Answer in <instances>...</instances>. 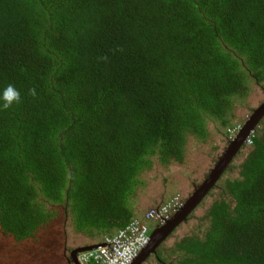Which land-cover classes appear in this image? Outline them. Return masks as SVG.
Segmentation results:
<instances>
[{
    "label": "trees",
    "instance_id": "1",
    "mask_svg": "<svg viewBox=\"0 0 264 264\" xmlns=\"http://www.w3.org/2000/svg\"><path fill=\"white\" fill-rule=\"evenodd\" d=\"M8 84L22 102L0 109V232L34 237L59 207L78 231L112 237L142 217L141 174L183 162L189 139L227 135L252 86L264 90V0H0ZM257 125L156 264H264Z\"/></svg>",
    "mask_w": 264,
    "mask_h": 264
},
{
    "label": "rangeland",
    "instance_id": "2",
    "mask_svg": "<svg viewBox=\"0 0 264 264\" xmlns=\"http://www.w3.org/2000/svg\"><path fill=\"white\" fill-rule=\"evenodd\" d=\"M263 99V90L253 85L246 99V105L236 109L235 124H243L250 115L251 108L257 106ZM227 141L228 135L215 133H211L205 142L189 139L188 151L183 162H174L167 166L154 162L150 169L140 175L141 184L133 197L134 213H143L150 206L164 202L174 194L185 197L191 193L193 188L207 176L227 145ZM238 157L234 162L232 161V164L238 165L242 161V158ZM213 199L212 196L205 199V203L195 210L196 217L204 216ZM56 212V217L47 227L36 232L34 237L21 242H15L11 236H5L0 232V264H66L64 258L68 256L70 250L97 242L104 236H97V232L94 233L96 235H90L86 231H78L69 210L64 213V209L58 207ZM193 225L190 224L191 228ZM190 230L189 225H181L174 235L180 237ZM144 264H156V262L151 257Z\"/></svg>",
    "mask_w": 264,
    "mask_h": 264
},
{
    "label": "water",
    "instance_id": "3",
    "mask_svg": "<svg viewBox=\"0 0 264 264\" xmlns=\"http://www.w3.org/2000/svg\"><path fill=\"white\" fill-rule=\"evenodd\" d=\"M264 116V103L253 110L251 116L243 123L235 137L231 140L230 144L224 149L222 154L217 158L213 167L208 172L207 176L198 184L192 193L186 198L180 210H178L169 220L163 225L154 227L149 235V240L146 246L139 252L137 257L131 264H142L151 254L155 251L169 236L172 230L180 223L186 220L195 207L207 195V193L215 186L218 179L228 168L234 157L238 154L239 149L242 147L246 138L254 129L257 122ZM98 244L80 247L73 250L75 256L79 252L88 251Z\"/></svg>",
    "mask_w": 264,
    "mask_h": 264
},
{
    "label": "built area",
    "instance_id": "4",
    "mask_svg": "<svg viewBox=\"0 0 264 264\" xmlns=\"http://www.w3.org/2000/svg\"><path fill=\"white\" fill-rule=\"evenodd\" d=\"M176 206L175 199L160 209L149 210L144 221L133 220L114 236L104 238L100 246L81 253L79 264H130L148 243L150 228L147 222L163 223Z\"/></svg>",
    "mask_w": 264,
    "mask_h": 264
},
{
    "label": "clouds",
    "instance_id": "5",
    "mask_svg": "<svg viewBox=\"0 0 264 264\" xmlns=\"http://www.w3.org/2000/svg\"><path fill=\"white\" fill-rule=\"evenodd\" d=\"M263 92H264V90H263ZM30 94L32 95V96H36L37 95V93H36V90L33 88V89H31L30 90ZM22 102V97H21V92H20V90L19 89H17L16 87H15V85H13V84H8V85H6V86H4L3 87V89L2 90H0V109H10V108H12L13 106H15V105H17V104H19V103H21ZM264 103V99H263V101L261 102V103H259L257 106H255V107H253V108H251V113H250V115L245 119V121L251 116V114H252V112H253V110L254 109H256L257 107H259L261 104H263ZM264 118V116L261 118V119H263ZM260 119V120H261ZM244 121V122H245ZM243 122V123H244ZM259 122V121H258ZM258 122H257V124H258ZM255 125V127H254V129L258 126V125ZM243 124H241V125H237V127L235 128V129H233V130H227V132H229V133H227V135H228V141H227V145L225 146V148L230 144V142H231V140L235 137V135L237 134V132L239 131V129L241 128V126H242ZM254 129L251 131V133L249 134V136L246 138V140H245V142L243 143V145L244 144H246V143H249L250 142V136H251V134H252V132L254 131ZM224 148V149H225ZM224 151V150H223ZM222 151V152H223ZM222 154V153H221ZM238 155V154H237ZM236 155V156H237ZM235 158V157H234ZM233 161V160H232ZM232 163V162H231ZM231 163L229 164V166L231 165ZM214 165V164H213ZM228 166V167H229ZM213 167V166H212ZM225 172V171H224ZM222 176V175H221ZM221 178V177H220ZM218 181H219V179H218ZM217 181V182H218ZM202 182V181H201ZM200 182V183H201ZM216 182V183H217ZM199 183V184H200ZM198 185V184H197ZM196 185V186H197ZM195 186V187H196ZM194 187V188H195ZM194 188H193V190H194ZM192 190V191H193ZM192 193V192H191ZM191 193H189L187 196H185V197H183V196H181V195H179V194H174L173 196H171L168 200H166V201H164V202H161L158 206L157 205H155V206H150L147 210H145L142 214L143 215H139V217H141V218H139V220H143L144 221V217H145V215H146V213L149 211V210H151V209H160L163 205H167V204H169V203H171V202H173L175 199L177 200V206L175 207V210H171V212H170V215H169V217H168V219L167 220H169L178 210H180V208L182 207V205H183V203H184V201L186 200V198L191 194ZM171 209H173V208H171ZM137 215V214H136ZM136 219V217L135 218H133V220H135ZM132 220V221H133ZM138 220V219H137ZM167 220H165L163 223H158V222H155V226H161V225H163ZM131 221V222H132ZM151 222L152 221H150V222H147L148 223V225H149V228H150V230H149V235H150V232H151V230L154 228L153 227V225L151 224ZM181 224V223H180ZM179 226V225H178ZM178 226H176V227H178ZM173 231V230H172ZM118 232V231H117ZM115 235V234H114ZM113 235V236H114ZM104 238H106V236L105 237H102V239L101 240H99V241H97V242H94V243H92V244H87V245H83V246H79V247H76L75 249H77V248H80V247H84V246H89V245H93V244H98V246H100L101 244H102V241L104 240ZM96 248V247H95ZM95 248H93V249H95ZM74 250V249H73ZM92 250V249H91ZM89 251V250H88ZM83 252H85V251H83ZM83 252H79L78 253V255H77V259H78V257H79V255L81 254V253H83ZM151 255H153V254H151ZM150 255V256H151ZM148 257L142 264H144L146 261H148L151 257ZM137 257V256H136ZM134 261V260H133ZM132 261V262H133ZM79 262V261H78ZM131 262V263H132ZM130 263V264H131Z\"/></svg>",
    "mask_w": 264,
    "mask_h": 264
},
{
    "label": "flooded vegetation",
    "instance_id": "6",
    "mask_svg": "<svg viewBox=\"0 0 264 264\" xmlns=\"http://www.w3.org/2000/svg\"><path fill=\"white\" fill-rule=\"evenodd\" d=\"M151 224L153 225V227H157V226H155V221H152ZM72 252H73V250H70L68 253V256H66V258H64V259H66V264H79L78 259H77L78 254H76L74 256Z\"/></svg>",
    "mask_w": 264,
    "mask_h": 264
}]
</instances>
